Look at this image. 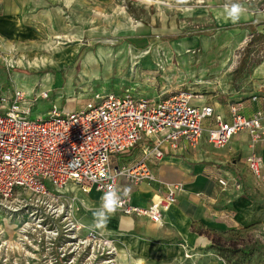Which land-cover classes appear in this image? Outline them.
<instances>
[{
  "label": "rangeland",
  "instance_id": "obj_1",
  "mask_svg": "<svg viewBox=\"0 0 264 264\" xmlns=\"http://www.w3.org/2000/svg\"><path fill=\"white\" fill-rule=\"evenodd\" d=\"M81 2L78 15L81 16L79 31L82 37L79 42L66 37L53 39L50 40L52 44L48 42L51 48L35 51L29 45H18V48L0 40V93L16 89L26 100H31L32 91L48 93V99L34 104L32 121L49 118L53 107L62 112L80 109L96 93L102 94L107 90L125 94V90L132 88L135 90L128 91L131 96L137 94L148 99H158L160 93L168 96L177 91H187L210 104V99L227 98L234 90L238 70L247 75L244 72L247 66L252 67V63L264 59V55L255 48L259 39L246 31L228 29L242 21L234 25L223 17L225 0H203L202 4L190 0V11L182 10L176 0H113L106 6L86 0L83 2L86 3L85 11L81 9ZM241 2L248 14L264 11V0ZM88 12L93 17L89 23ZM110 16V21H106L105 17ZM71 21L77 24L74 18ZM138 25L139 32H133L132 26L136 30ZM127 43L139 47V50L149 49L151 53L145 59H139L136 65L129 62L119 65L117 60L104 61L103 52L109 48L113 51L127 49ZM8 46L10 50H7ZM77 46H94L93 54L97 57L88 55L83 64L79 60L77 65L70 66L65 64L67 61L60 66L52 63L50 57L55 61V53L70 51ZM46 57L48 62L45 64L31 63ZM7 59L9 63H6ZM19 61L20 65H17ZM95 71L96 75L92 76ZM208 120L203 122V127ZM26 221V216L9 217L0 209V264L140 263L137 249L126 250L121 240L110 238L111 234L108 237L101 230L81 228L76 220L74 223L80 228L77 231L79 243L73 246L32 226L25 236L21 235V227ZM63 226L60 225L61 228ZM233 238L253 240L264 246V226H254ZM107 242H111L109 246L105 245ZM201 253L200 250H192L185 259L197 264ZM219 260L224 264H264V250L247 258L224 254Z\"/></svg>",
  "mask_w": 264,
  "mask_h": 264
},
{
  "label": "crops",
  "instance_id": "obj_2",
  "mask_svg": "<svg viewBox=\"0 0 264 264\" xmlns=\"http://www.w3.org/2000/svg\"><path fill=\"white\" fill-rule=\"evenodd\" d=\"M90 1L99 6H106L113 0ZM83 2L81 9L85 11L86 3ZM79 4L80 0H0V40L17 45L18 48L29 45L31 49H36L35 51L51 48L48 47V42L53 39L66 37L79 42L82 37L79 31ZM88 13L87 23L93 18L90 17V12ZM71 18L75 19L76 25L72 23ZM111 18L112 16L105 17L106 21ZM240 21L241 24L228 29L246 31L255 36L259 39L255 42V48L264 55V11L246 13ZM244 25H247L248 29L242 28ZM133 26L132 31L139 32V25L136 30ZM123 27L127 29V25ZM127 44V49L113 51L109 48L103 52L104 61L108 63L117 60L119 65L123 62L136 65L139 59H145L144 57L151 53L149 49L139 50V47ZM7 48L9 50L11 47ZM82 49L86 51L80 58L81 64L88 55L97 57L93 54L94 46H77L71 52L66 50L55 53V61L50 58L52 63L57 64L55 66H60L66 61L65 64L70 66ZM47 59L48 57L35 59L31 63L45 64ZM9 62L6 60V63ZM244 72L247 75L239 70L235 73L237 86L227 98L210 99V104H205L206 100L200 97L192 100L191 104L210 106L214 114L221 116L225 122L230 121L231 104L238 103L239 113L245 118H250L256 112H264V59L252 63V67L247 66ZM91 75H96V71ZM244 76L247 78L244 79ZM134 90L129 88L125 91ZM159 96H164V93ZM208 121L203 127L204 130L211 128L212 120ZM147 145V142L139 143L135 148L112 157V169L125 172L135 169L142 160V150ZM252 153L261 157L264 168V142L252 143L246 133H239L233 136L224 148L215 149L208 142L206 131L194 149L185 144V147L174 152L164 150L161 160L149 159L145 163L152 180H144L138 185H133L123 176L117 180V188L131 189L129 196L133 204L139 207H147L156 197L163 198L168 187L180 186L181 190L175 195V203L162 213L161 222L157 224L146 217H128L116 212L102 232H106L108 237L111 234L110 238L121 240L126 250L137 249L139 264H193L194 262L185 259V255L190 254L192 250L202 252L201 260L199 259L197 264H224L209 249L207 238L199 236L191 228L194 225L198 230L225 234L231 230L264 226V175L257 179L245 164V158ZM218 180L225 181L227 186L221 187ZM68 196L77 200V224L81 228L89 227L93 219L92 210L99 207L102 195L94 190L85 194L77 187L69 185Z\"/></svg>",
  "mask_w": 264,
  "mask_h": 264
},
{
  "label": "built area",
  "instance_id": "obj_3",
  "mask_svg": "<svg viewBox=\"0 0 264 264\" xmlns=\"http://www.w3.org/2000/svg\"><path fill=\"white\" fill-rule=\"evenodd\" d=\"M46 99V91H32L31 100L16 89L0 93V209L9 217L26 216L21 235L32 226L68 246L79 243L80 229L74 223L79 208L76 198L68 196L69 185L85 194L94 190L103 195L109 185L117 187L121 176L133 185L152 180L147 160H161L164 150L174 152L185 144L196 148L204 131L215 149L224 148L239 133H246L252 143L264 142V112L245 118L239 104H231L230 121L225 122L210 106L192 105L200 97L187 91L158 99L131 96L128 91L96 93L80 109L62 112L53 107L49 118L30 120L34 104ZM208 119L211 128L204 130L203 122ZM141 142L148 145L135 169H112V157ZM245 164L257 179L264 175L260 156L250 154ZM218 184L227 186L223 180ZM180 190V186L168 187L163 198L156 197L147 207L134 205L128 196L117 212L158 224Z\"/></svg>",
  "mask_w": 264,
  "mask_h": 264
},
{
  "label": "clouds",
  "instance_id": "obj_4",
  "mask_svg": "<svg viewBox=\"0 0 264 264\" xmlns=\"http://www.w3.org/2000/svg\"><path fill=\"white\" fill-rule=\"evenodd\" d=\"M190 0H176L177 6H182V10L190 11L188 7ZM202 4L203 0H197ZM247 9L243 6L241 0H225L222 6V15L232 24H238L241 18L246 14ZM73 161L68 163L71 166ZM131 189H119L109 185L104 191L99 207L92 210V224L89 226L92 230H101L107 228L110 218L123 206L124 200L129 196Z\"/></svg>",
  "mask_w": 264,
  "mask_h": 264
},
{
  "label": "trees",
  "instance_id": "obj_5",
  "mask_svg": "<svg viewBox=\"0 0 264 264\" xmlns=\"http://www.w3.org/2000/svg\"><path fill=\"white\" fill-rule=\"evenodd\" d=\"M244 29H248L247 25L242 26ZM86 50L82 49L80 54L75 59L72 65H77L81 56ZM252 227L242 229V230H231L225 234H218L211 231L198 230L193 225L191 228L193 232L197 233L199 236L207 238L210 243L209 249L212 250L219 258L224 254H230L240 258H247L254 255V253L264 250V246H261L254 242L253 240L245 241L244 239H234V236L239 235L241 232H245ZM226 264H230L226 262Z\"/></svg>",
  "mask_w": 264,
  "mask_h": 264
},
{
  "label": "bare ground",
  "instance_id": "obj_6",
  "mask_svg": "<svg viewBox=\"0 0 264 264\" xmlns=\"http://www.w3.org/2000/svg\"><path fill=\"white\" fill-rule=\"evenodd\" d=\"M47 48V47H46ZM10 50V49H9ZM70 52H71V50H70ZM73 52V51H72ZM68 55H69V53H68ZM67 56V55H66ZM57 58V57H56ZM67 58H69V57H67ZM8 60V59H7ZM64 60V59H63ZM62 61V60H61ZM19 63V62H18ZM61 64V63H60ZM19 65H20V63H19ZM57 65V64H56ZM62 65V64H61ZM59 66V65H58ZM37 70V69H36ZM105 245H110V242H107ZM117 251V250H116Z\"/></svg>",
  "mask_w": 264,
  "mask_h": 264
}]
</instances>
